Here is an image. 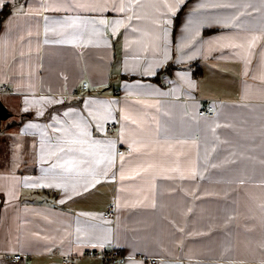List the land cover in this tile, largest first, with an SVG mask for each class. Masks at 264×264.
<instances>
[{"label": "crops", "instance_id": "1", "mask_svg": "<svg viewBox=\"0 0 264 264\" xmlns=\"http://www.w3.org/2000/svg\"><path fill=\"white\" fill-rule=\"evenodd\" d=\"M103 2L7 0L0 9L7 10L0 19V98L11 113L0 119V264H106L90 257L62 262L100 243L128 256L117 264H148L146 257L264 264V0H184L175 15L164 0H132L131 12L114 10L121 0H107L104 12L78 6ZM100 19L124 24L115 32L97 24L99 34L91 24L63 25ZM46 26L56 31L46 36ZM73 33L74 43L57 42ZM253 35L261 38L248 49ZM241 43L244 49L229 46ZM169 63L159 80L150 79ZM85 80L89 87L80 90ZM109 102L101 131L89 113ZM208 102L213 117L199 114ZM80 118L89 142H113L116 154L107 177L87 190L91 177L52 169L55 157L40 160L41 144H56L64 135L56 129ZM109 122L116 123L112 132ZM133 140L150 147L132 151ZM165 141L175 155H166ZM177 159L183 179L171 171ZM148 164L155 167L129 178ZM193 168L195 179L188 178ZM34 183L69 187L28 186ZM108 209L114 213L105 217ZM13 253L25 260H10Z\"/></svg>", "mask_w": 264, "mask_h": 264}, {"label": "snow or ice", "instance_id": "2", "mask_svg": "<svg viewBox=\"0 0 264 264\" xmlns=\"http://www.w3.org/2000/svg\"><path fill=\"white\" fill-rule=\"evenodd\" d=\"M7 2V0H0V9L3 8L4 4ZM139 0H136V3H138ZM184 3V0H171L169 3L168 0H164V8L167 9V12L175 15V13L179 10V7L181 4ZM80 7H88L91 11H96V12H104L107 9V0H104L103 3H96L94 5H78ZM134 7V4L132 0H129L128 5L126 6L123 3V0H121V3L118 7H114L115 11L118 12H125L126 10L128 12H131ZM231 7H235V5H231ZM59 10V9H57ZM132 15H128L126 19L128 21L132 20ZM140 17H137L139 19ZM238 19V17H236ZM57 24H60L61 22L57 21L55 22ZM154 23H157L154 21ZM167 23H171V21H167ZM192 21L189 20V24H191ZM77 24H91L93 26V32L96 34H99V29H97L95 26L97 24L106 26L109 24L113 25V32L116 31L117 28H119L122 24H124V20H116L114 22L107 21L105 19H100V20H90V21H79V20H72V21H65L63 22V25L66 27H72L75 28ZM45 35L47 36L49 31L55 32V28H49L45 27ZM167 30L165 29V34ZM198 34V33H197ZM79 35H83L82 32L79 33ZM145 35H148L145 33ZM76 33L72 34V39H66V40H60L57 41L59 43H74L76 41ZM261 37L253 35L250 38H246L245 43L247 44V48L251 49V47L254 45V43L259 40ZM155 39H159L157 36ZM49 41L45 39L44 43H48ZM91 41H89L90 43ZM150 43V42H149ZM245 43H241L239 45H229L232 47H238L240 49L245 48ZM79 46V45H78ZM167 55V52L165 51V56ZM239 56L240 53H237ZM244 58V57H241ZM250 62V61H246ZM151 67V66H149ZM247 74V73H246ZM264 79V75L261 77ZM41 100L45 103H53L55 101L48 100L46 97H42ZM25 103H29V101H25ZM39 103V102H37ZM115 102H109L108 105L105 107L103 112H97V113H89V115L96 120L97 123V128L99 130H103V124L101 123L102 121H105L109 118H111V105L114 104ZM155 107V105H153ZM27 111V109H25ZM43 115V113H40ZM65 115H69V113H65ZM125 120H128L129 117L125 115L124 117ZM59 123V121H58ZM132 123H136L135 120L132 121ZM29 127H36V125H29ZM88 125L87 122L83 119L80 118L78 120H74L72 124L68 128L64 129H56V131H63L64 135L60 138H58V142L54 145H49L47 148L45 145L42 143L41 144V155H40V160L44 161L46 156L47 158H52L55 157L56 162L53 163L52 169H61L64 173H66L69 176H75V177H91V181L89 180H84L83 183V188L84 190H87V187L89 185L94 186L95 183L99 182V179H97L98 176H104L107 177L108 170L111 169V167L114 166L115 160H116V154L114 152L115 149V144L113 142H109L108 144H100L99 142L96 141H91L89 142V134L87 131ZM158 143V141H157ZM166 144L169 145V153L167 154H172L175 155L174 153H171V149L174 146L171 141H165ZM177 144H182L186 143L185 141H176ZM88 144V147L85 148L84 145ZM129 147L132 149V151H140V148H148L150 147V142L140 140L136 141L133 140L130 144ZM62 154V155H61ZM77 154H80L82 157H88L87 159L80 158L77 159L76 156ZM120 160L123 162L125 157L121 155ZM62 161V163H61ZM174 163L176 164L175 168H172L171 171L177 172L180 175V178L183 179L185 178L183 173L180 172V167H179V160H175ZM101 165H104L103 168H101ZM155 166L153 164H148L147 167H144L143 165L138 166L137 168H134L131 170L132 175L129 178H135V176H140L142 172H148L149 169L154 168ZM48 171V170H45ZM197 176V172L195 168L191 170L190 177L191 179H195ZM125 177V170L123 168V164L121 165V171H120V179L124 180ZM169 179L173 177H167ZM30 187H63L64 191H68V185H52V184H30L28 185ZM71 188L73 191H76L77 188V182H74L71 184ZM9 197L13 196L12 192L8 193ZM63 203V201H61ZM155 207V204L153 203L152 205ZM117 207L119 208L120 205L117 204ZM79 231V230H78ZM92 247H104L103 243H100L98 245H92Z\"/></svg>", "mask_w": 264, "mask_h": 264}, {"label": "built area", "instance_id": "3", "mask_svg": "<svg viewBox=\"0 0 264 264\" xmlns=\"http://www.w3.org/2000/svg\"><path fill=\"white\" fill-rule=\"evenodd\" d=\"M89 87V82L87 80L83 81L80 90H87ZM200 115H207L213 117L216 115V107L213 103L208 102L204 107L199 110ZM115 122H109L107 124L106 130L112 132L115 128ZM123 150H120L122 152ZM113 209H108L105 213V217H110L113 215ZM83 257L97 258L103 260L106 264H117L125 263L128 256L124 255L120 250L116 248H99V249H88L80 254L65 255L62 258L63 263H70L72 260L76 261ZM9 259L15 262H21L25 260L24 253H13L9 255ZM148 264H160L158 257H146Z\"/></svg>", "mask_w": 264, "mask_h": 264}, {"label": "trees", "instance_id": "4", "mask_svg": "<svg viewBox=\"0 0 264 264\" xmlns=\"http://www.w3.org/2000/svg\"><path fill=\"white\" fill-rule=\"evenodd\" d=\"M6 14H7V10H6V11L3 10V11L0 13V19H2ZM171 68H173L172 64H171V63L167 64L163 69H161V70L159 71V73H158L156 76L151 77L150 79H153V80H159V79H160V74H161L163 71L167 72V71L170 70ZM195 73H197V72H195Z\"/></svg>", "mask_w": 264, "mask_h": 264}, {"label": "water", "instance_id": "5", "mask_svg": "<svg viewBox=\"0 0 264 264\" xmlns=\"http://www.w3.org/2000/svg\"><path fill=\"white\" fill-rule=\"evenodd\" d=\"M10 112L3 102V100L0 98V119H6L10 116Z\"/></svg>", "mask_w": 264, "mask_h": 264}, {"label": "rangeland", "instance_id": "6", "mask_svg": "<svg viewBox=\"0 0 264 264\" xmlns=\"http://www.w3.org/2000/svg\"><path fill=\"white\" fill-rule=\"evenodd\" d=\"M4 137L7 139V135H6V133L4 134ZM8 150H9V147H8V145H7V142H5L4 143V150H3V152H2V155H6V154H8Z\"/></svg>", "mask_w": 264, "mask_h": 264}]
</instances>
